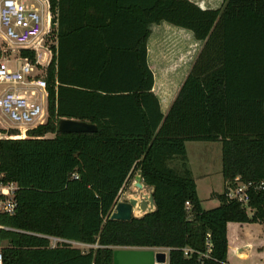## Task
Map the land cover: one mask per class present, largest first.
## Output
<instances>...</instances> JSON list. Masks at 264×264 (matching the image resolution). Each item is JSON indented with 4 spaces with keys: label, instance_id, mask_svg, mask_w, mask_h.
<instances>
[{
    "label": "trees",
    "instance_id": "16d2710c",
    "mask_svg": "<svg viewBox=\"0 0 264 264\" xmlns=\"http://www.w3.org/2000/svg\"><path fill=\"white\" fill-rule=\"evenodd\" d=\"M48 1L57 25L46 121L27 138L0 139V170L19 186L15 214L1 217L12 228L1 232L3 264H113L127 247L167 248V264H228L227 223L264 231V0H223L218 9L189 0ZM162 21L204 41L165 115L146 49L150 25ZM61 118L96 131L58 132ZM186 141L221 143L217 207L201 205ZM134 171L152 188L155 211L111 220ZM237 177L252 184L245 206L226 195ZM42 236L96 247H51Z\"/></svg>",
    "mask_w": 264,
    "mask_h": 264
},
{
    "label": "built area",
    "instance_id": "2783aa9c",
    "mask_svg": "<svg viewBox=\"0 0 264 264\" xmlns=\"http://www.w3.org/2000/svg\"><path fill=\"white\" fill-rule=\"evenodd\" d=\"M32 1L0 0V111L18 124L4 129L3 134L0 132V139L27 138L29 130L45 122L41 99L47 96L44 76L52 58L51 45L56 43L51 38L55 36L57 24L48 0H34L40 6ZM21 50L33 52V58L22 55ZM9 130L14 133L8 134ZM235 181L234 187L227 186L226 195L245 206L249 200L247 190L252 184L238 182V177ZM18 189L17 182L6 179L0 170V264H3L6 247L1 232L12 230L1 222V217L15 214ZM42 237L49 240L51 247L79 244L57 237Z\"/></svg>",
    "mask_w": 264,
    "mask_h": 264
},
{
    "label": "crops",
    "instance_id": "0c3cea01",
    "mask_svg": "<svg viewBox=\"0 0 264 264\" xmlns=\"http://www.w3.org/2000/svg\"><path fill=\"white\" fill-rule=\"evenodd\" d=\"M201 9H218L222 6L223 0H189ZM150 35L146 42L147 49V62L150 69L153 72L154 84L152 91L156 95L160 111L162 114H166L175 98L177 97L184 81L193 70L196 61L198 60L204 46V41L197 40L193 32L189 29H185L179 26L172 25L165 21L158 24L150 25ZM51 136V135H48ZM209 141H186V165L189 166V170L196 183L194 171L190 166V150L197 153L200 157H204L206 152H210V148L203 143ZM211 144H218V150L221 153V143L219 141L211 142ZM190 147V150H189ZM207 159L202 160V176L208 174L205 162ZM178 161L179 159H173L170 162ZM169 162V164H170ZM200 163V159H199ZM181 165V162H180ZM170 166V165H169ZM138 172V171H137ZM221 173V166H220ZM222 177V176H221ZM224 190V181H223ZM198 193V192H197ZM251 223H227V238H228V252L227 259L229 258V250L232 245L233 252H237V249L245 246L246 244L235 247V243H232L230 237L234 235L237 238V233L242 230L246 225ZM237 240V239H236ZM236 242V241H235ZM250 244V243H249ZM252 247V245L250 244ZM238 255V254H237ZM249 255V254H248ZM247 255V256H248ZM238 257H242L239 256ZM244 257V256H243ZM242 257V258H243ZM167 263V261H166Z\"/></svg>",
    "mask_w": 264,
    "mask_h": 264
},
{
    "label": "rangeland",
    "instance_id": "374dc122",
    "mask_svg": "<svg viewBox=\"0 0 264 264\" xmlns=\"http://www.w3.org/2000/svg\"><path fill=\"white\" fill-rule=\"evenodd\" d=\"M36 6H40L37 1H32ZM51 41H56L55 36L51 38ZM44 50L40 49V52L43 53ZM13 67V66H12ZM42 104L44 107V118L43 121H46L47 118V106H46V99H41ZM18 124L14 121L9 120L5 114L0 111V129L4 130L10 128V126H17ZM3 134V132H1ZM206 147H209L211 150L210 152H206L204 157H200L195 152L190 150V166L194 171V176L197 181V194L201 200V205L204 209H211L217 207L219 205L218 194L223 192V178L221 177L220 173V166H221V153L218 150V144H211V142H204L203 143ZM200 159V163H199ZM206 160L205 167L207 168L208 174L206 176H202V160ZM171 167L175 169H180V162L173 161L169 164ZM189 168V166H188ZM190 169V168H189ZM137 171H134L132 175L128 178L127 182L119 192L118 200H127L130 197L136 196L141 198L144 193H150L152 188L147 186L140 180L141 183L144 184V191H141L135 186V176ZM114 209V208H113ZM237 240L235 239L234 235L230 237L232 243H235V247L239 245H252L249 249V255L244 256L243 258L238 257L237 252H233L232 245L229 250V258L228 264H264V231L263 226L260 223H251L246 225L242 230L237 233ZM236 241V242H235ZM250 243V244H249ZM73 247H78L83 251L88 250L89 248H95L96 245H86V244H72ZM118 249H137L146 252H150L153 255L155 252H165L168 256V249L167 248H158V247H127V248H117ZM167 264V263H166Z\"/></svg>",
    "mask_w": 264,
    "mask_h": 264
},
{
    "label": "water",
    "instance_id": "95a60500",
    "mask_svg": "<svg viewBox=\"0 0 264 264\" xmlns=\"http://www.w3.org/2000/svg\"><path fill=\"white\" fill-rule=\"evenodd\" d=\"M52 27H55L54 18L51 20ZM57 131L62 133H88L95 132L96 126L83 120L61 118L57 122ZM135 186L144 191V182L141 183L140 172L136 173ZM155 204L152 191L144 193L141 198L136 196L127 200H118L114 209L110 214L111 220L129 221L132 218H140L145 214L155 211ZM137 212L138 214H136ZM249 245H245L237 249L239 256H247L249 254ZM167 255L165 252H150L137 249H118L114 253L113 264H166Z\"/></svg>",
    "mask_w": 264,
    "mask_h": 264
},
{
    "label": "bare ground",
    "instance_id": "6f19581e",
    "mask_svg": "<svg viewBox=\"0 0 264 264\" xmlns=\"http://www.w3.org/2000/svg\"><path fill=\"white\" fill-rule=\"evenodd\" d=\"M136 214H138L137 212H135Z\"/></svg>",
    "mask_w": 264,
    "mask_h": 264
}]
</instances>
